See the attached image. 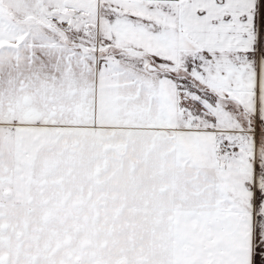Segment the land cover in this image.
<instances>
[{
    "label": "snow or ice",
    "instance_id": "1",
    "mask_svg": "<svg viewBox=\"0 0 264 264\" xmlns=\"http://www.w3.org/2000/svg\"><path fill=\"white\" fill-rule=\"evenodd\" d=\"M0 264H264V0H0Z\"/></svg>",
    "mask_w": 264,
    "mask_h": 264
}]
</instances>
